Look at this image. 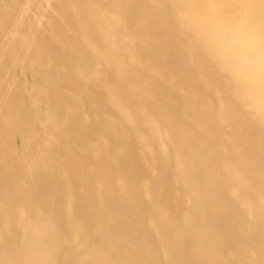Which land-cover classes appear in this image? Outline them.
<instances>
[{
	"label": "bare ground",
	"instance_id": "1",
	"mask_svg": "<svg viewBox=\"0 0 264 264\" xmlns=\"http://www.w3.org/2000/svg\"><path fill=\"white\" fill-rule=\"evenodd\" d=\"M0 264H264V0H0Z\"/></svg>",
	"mask_w": 264,
	"mask_h": 264
}]
</instances>
